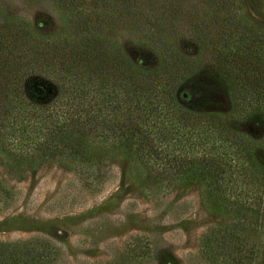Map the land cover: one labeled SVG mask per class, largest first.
<instances>
[{
  "label": "trees",
  "instance_id": "16d2710c",
  "mask_svg": "<svg viewBox=\"0 0 264 264\" xmlns=\"http://www.w3.org/2000/svg\"><path fill=\"white\" fill-rule=\"evenodd\" d=\"M51 1L66 20L45 32L0 11L6 175L23 180L55 163L95 182L102 161L120 158L143 196L198 184L201 207L232 220L213 242L216 256L229 254L238 225L264 227V30L241 0H198L206 12L189 0ZM143 24L137 46L157 56L153 69L137 67L104 33ZM166 30L192 41L195 53L175 52L162 40ZM202 69L224 92L227 114L203 109L194 82ZM241 122L258 126L259 143ZM29 254L28 244L0 243V264H33Z\"/></svg>",
  "mask_w": 264,
  "mask_h": 264
},
{
  "label": "rangeland",
  "instance_id": "374dc122",
  "mask_svg": "<svg viewBox=\"0 0 264 264\" xmlns=\"http://www.w3.org/2000/svg\"><path fill=\"white\" fill-rule=\"evenodd\" d=\"M189 1L206 12L198 0ZM241 2L264 30V0ZM0 11L25 18L44 32L66 20L51 0H0ZM141 27L104 33L137 67L153 69L157 56L137 46L146 25ZM162 40L180 55L195 53L192 41L175 30H166ZM194 82L199 99L206 102L203 109L229 112L224 92L205 69ZM176 88L183 103L188 98L183 81ZM237 128L259 143L262 131L254 122ZM125 166L120 158L105 159L95 182L55 163L31 169L23 180L9 178L0 166V243L17 249L28 244L33 264H264V227L238 225L229 254L216 256L213 242L218 232L232 228V220L201 207L196 182L143 196L126 177Z\"/></svg>",
  "mask_w": 264,
  "mask_h": 264
}]
</instances>
